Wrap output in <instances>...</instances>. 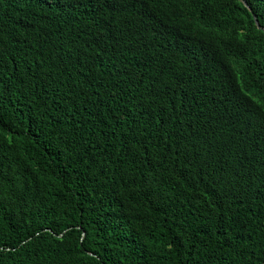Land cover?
<instances>
[{"label":"trees","instance_id":"16d2710c","mask_svg":"<svg viewBox=\"0 0 264 264\" xmlns=\"http://www.w3.org/2000/svg\"><path fill=\"white\" fill-rule=\"evenodd\" d=\"M253 15L0 0V264H264Z\"/></svg>","mask_w":264,"mask_h":264},{"label":"water","instance_id":"95a60500","mask_svg":"<svg viewBox=\"0 0 264 264\" xmlns=\"http://www.w3.org/2000/svg\"><path fill=\"white\" fill-rule=\"evenodd\" d=\"M244 5L245 6H247L245 3H244ZM253 18H254V20H255V24H256V26L258 27V29H261L260 27H259V25H258V22H257V20H256V17L253 15ZM262 31H264V29H261Z\"/></svg>","mask_w":264,"mask_h":264},{"label":"clouds","instance_id":"9594fccd","mask_svg":"<svg viewBox=\"0 0 264 264\" xmlns=\"http://www.w3.org/2000/svg\"><path fill=\"white\" fill-rule=\"evenodd\" d=\"M245 1H243V5H244ZM246 4V3H245ZM247 5V4H246ZM245 6V5H244ZM247 7V6H245ZM255 16V15H254ZM257 20V19H256ZM255 21V20H254ZM259 25V24H258ZM260 27V26H259ZM258 28V27H257ZM261 28V27H260ZM264 29V28H263ZM261 30V29H260ZM264 32V31H263Z\"/></svg>","mask_w":264,"mask_h":264}]
</instances>
